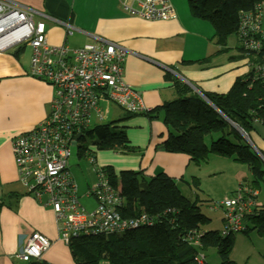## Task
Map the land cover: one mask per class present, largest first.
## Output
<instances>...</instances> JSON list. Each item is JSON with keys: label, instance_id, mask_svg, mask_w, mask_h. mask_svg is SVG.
Here are the masks:
<instances>
[{"label": "crops", "instance_id": "crops-1", "mask_svg": "<svg viewBox=\"0 0 264 264\" xmlns=\"http://www.w3.org/2000/svg\"><path fill=\"white\" fill-rule=\"evenodd\" d=\"M11 1L35 10L38 20L43 19L41 16L52 19H43L46 42L52 47L67 44L76 49L110 42L124 50L121 81L139 94L148 111L177 98V82L195 92L221 94L247 72L244 61L229 60L234 52L230 57L227 52L214 55L219 46L212 25L192 16L184 0H169L175 19L168 21L129 16L119 0ZM61 23L74 27L71 36H65ZM24 49L0 52V264H27L15 255L31 232L52 242L41 257L46 264H75L68 246L57 240L51 209L42 204L46 198H36L18 179L11 141L45 119L53 93L46 83L28 75L30 56ZM101 109V121L117 122L127 145L135 150L128 154L101 153V167H110L116 175L124 170L141 171L146 178L164 173L185 197L211 201L203 188L191 186L206 164L195 166L186 154L163 149L167 130L161 113L154 118L128 115L107 101L101 103ZM256 143L264 150V142L257 135Z\"/></svg>", "mask_w": 264, "mask_h": 264}, {"label": "trees", "instance_id": "trees-1", "mask_svg": "<svg viewBox=\"0 0 264 264\" xmlns=\"http://www.w3.org/2000/svg\"><path fill=\"white\" fill-rule=\"evenodd\" d=\"M260 1L262 0H187L190 14L207 20L214 29L216 45L219 46L214 55L226 53L228 37L235 36L238 46L234 48V55L229 56V60L248 59L245 63L246 75L237 79L226 93L203 92L212 106L191 88L177 82V98L165 102L161 107L135 114L154 118V115L161 113L167 130V138L162 143L163 149L186 154L190 163L195 166L207 164L211 156L246 165L251 181L239 183L236 189L245 187L255 191L256 195L252 199L259 205L253 206L251 213L241 214L239 220L244 230L240 233L253 229L264 236V205L258 203V192L254 186L259 181L264 183V163L227 121L246 133L253 132L252 124L256 121L264 126V84L261 81L250 82L248 79L256 61L261 62L264 40L260 54L252 53L242 46L237 30L240 15L251 11ZM256 38L259 39L258 36ZM123 111L128 115L132 114ZM116 123L100 122L86 130V134L96 137L94 147L97 150L111 149L117 154L134 152L127 145L124 131L118 129ZM86 152L87 149L81 145L77 156L81 158ZM87 158L94 161L92 155ZM95 168L101 171L121 197V215L130 218L145 215L151 224L106 236L72 238L68 249L75 264H99L101 259H105L108 264H206L205 252L211 248L216 251L220 264H237L229 258L235 233L228 231L227 234H222L225 225L223 211L220 229L205 230L209 223V219L201 211L205 200L185 197L173 179L166 174L158 173L146 178L141 171L124 170L116 175L110 167ZM191 186L198 187V180L193 178ZM236 189L229 197L236 194ZM206 202L209 203L208 200ZM198 253L202 254L201 263L195 260ZM26 263L46 264L42 260H30Z\"/></svg>", "mask_w": 264, "mask_h": 264}, {"label": "built area", "instance_id": "built-area-1", "mask_svg": "<svg viewBox=\"0 0 264 264\" xmlns=\"http://www.w3.org/2000/svg\"><path fill=\"white\" fill-rule=\"evenodd\" d=\"M119 2L124 13L144 21L175 19L169 0ZM263 10L264 0L240 15L237 29L242 46L255 54H260L263 47ZM35 16H38L35 10L11 0H0V52L27 45L30 49L28 75L46 83L53 91L45 119L11 141L19 181L36 198H46L42 204L50 207L57 240L65 245L80 236H106L150 225L145 215L132 218L121 215V197L96 168V180L87 186L84 194L94 201V207L87 211L79 201L77 184L67 171L70 147L84 139L92 123L101 122L103 101L132 114L147 110L139 94L121 81L125 51L110 42L86 44L76 49L67 44L52 47L46 42L43 21L52 19L41 16L43 19L38 20ZM61 25L66 37L73 34L72 25ZM260 55L261 62L256 61L248 79L264 84V53ZM89 161L94 163L92 158ZM254 195L255 191L241 187L234 196L219 202L225 216L223 235L244 230L239 218L259 205L252 199ZM51 245L44 235L31 232L15 257L22 262L40 260ZM195 260L201 263L202 254L198 253Z\"/></svg>", "mask_w": 264, "mask_h": 264}, {"label": "rangeland", "instance_id": "rangeland-1", "mask_svg": "<svg viewBox=\"0 0 264 264\" xmlns=\"http://www.w3.org/2000/svg\"><path fill=\"white\" fill-rule=\"evenodd\" d=\"M185 6L188 7L187 0H184ZM262 27L264 28V10L262 12ZM238 46L235 36L231 35L227 39L226 53L229 56L235 50L234 48ZM27 45H23L24 53L27 57L30 56V52H27ZM70 47V46H69ZM71 48V47H70ZM75 49V48H71ZM9 52V51H5ZM238 61V60H236ZM239 61L248 62V59L244 58ZM107 120L101 121V124L106 123ZM99 123H92V128ZM91 128V129H92ZM239 128V127H238ZM237 131V128H233ZM238 132V131H237ZM244 132V131H243ZM84 136V141H79L77 145H72L70 147V157L67 160V169L71 173V177L76 182L78 187V196L80 197L81 204L85 207L87 211H90L94 207V201L92 198H86L84 194L87 190V184L92 183L96 180L94 168L95 166L101 167V161L99 154L101 153H113L111 149L97 150L94 147L96 137L93 134H86ZM248 138H250L251 143L254 147L263 155L262 157L258 155L262 162L264 163V150L256 143V134L254 132H244ZM242 137V136H241ZM243 138V137H242ZM264 142V140H262ZM83 146L87 149L86 155L79 158L77 156V150L79 146ZM92 155L94 157V163H91L88 156ZM213 156L210 157V161L201 168L199 175L198 186L204 189V193L207 194L211 201L205 202L201 205L202 213L209 219V223L205 226V230H218L221 227V217L222 210L219 207V202L228 198L232 191H234L238 184L243 181L250 182V173L246 165L233 162L227 158H218L215 156V161ZM258 192L257 200L258 203L264 205V183L259 181L257 185H254ZM184 194V191H182ZM200 198L202 195H199ZM200 200V199H199ZM207 205L205 207L204 205ZM264 236L257 233L256 230L250 229L244 233H238L234 235V244L232 250L229 254L231 261L237 264H264ZM206 264H220L218 255L214 249H208L205 252ZM99 264H108L105 259H101Z\"/></svg>", "mask_w": 264, "mask_h": 264}, {"label": "water", "instance_id": "water-1", "mask_svg": "<svg viewBox=\"0 0 264 264\" xmlns=\"http://www.w3.org/2000/svg\"><path fill=\"white\" fill-rule=\"evenodd\" d=\"M13 52V51H10ZM200 97H202L203 100H205L209 105H211V103L205 98V96L200 93V92H196ZM212 106V105H211ZM227 120V119H226ZM229 124L232 125L233 128H237L238 133L243 137V139L247 142V144L253 149V151L257 154V155H261V153L254 147V145L251 143L250 139L248 138V136L240 129L238 128L236 125H234V123H232L231 121L227 120ZM252 130L253 132L260 137L262 140H264V126L259 123V122H254L252 124ZM79 135H77L75 138H78ZM263 158V157H262Z\"/></svg>", "mask_w": 264, "mask_h": 264}, {"label": "clouds", "instance_id": "clouds-1", "mask_svg": "<svg viewBox=\"0 0 264 264\" xmlns=\"http://www.w3.org/2000/svg\"><path fill=\"white\" fill-rule=\"evenodd\" d=\"M263 1V0H262ZM23 48V47H22ZM22 48H20V49H18V50H15V51H13V52H16V51H20V50H22ZM64 244V243H63ZM68 246V245H67ZM51 247V246H50ZM41 260V259H40ZM26 263V262H25Z\"/></svg>", "mask_w": 264, "mask_h": 264}]
</instances>
